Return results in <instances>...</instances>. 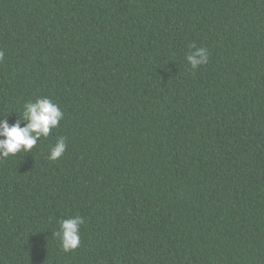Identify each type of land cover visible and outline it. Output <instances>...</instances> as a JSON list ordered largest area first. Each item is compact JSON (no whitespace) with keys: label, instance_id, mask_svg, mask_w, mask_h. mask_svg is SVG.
<instances>
[{"label":"trees","instance_id":"1","mask_svg":"<svg viewBox=\"0 0 264 264\" xmlns=\"http://www.w3.org/2000/svg\"><path fill=\"white\" fill-rule=\"evenodd\" d=\"M0 53V117L63 112L0 157V264H264V0H0Z\"/></svg>","mask_w":264,"mask_h":264},{"label":"clouds","instance_id":"2","mask_svg":"<svg viewBox=\"0 0 264 264\" xmlns=\"http://www.w3.org/2000/svg\"><path fill=\"white\" fill-rule=\"evenodd\" d=\"M188 47L195 49L185 57L192 69L208 62V52L205 48H197L195 44H190ZM0 57H2V53H0ZM2 117H0V157L7 158L18 152L25 154L31 152L41 137L47 138L51 130L58 126L59 121L63 118V112L58 105L44 97L38 98L34 102H27L23 106L22 118H17L11 125ZM22 121L24 122L23 126H21ZM66 147L65 138L60 137L50 148L48 159L55 161L62 156ZM83 223V218L79 216L59 221V229L55 235L59 237L64 252L74 251L79 246V229Z\"/></svg>","mask_w":264,"mask_h":264}]
</instances>
